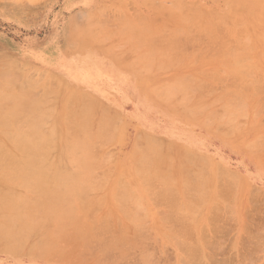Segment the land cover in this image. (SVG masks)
I'll return each instance as SVG.
<instances>
[{
  "label": "rangeland",
  "instance_id": "obj_1",
  "mask_svg": "<svg viewBox=\"0 0 264 264\" xmlns=\"http://www.w3.org/2000/svg\"><path fill=\"white\" fill-rule=\"evenodd\" d=\"M83 1L87 0H0V65L10 61L5 64L8 70L5 65L3 72L0 68V76L13 71L17 84L27 78L31 83L40 82L34 87V95L38 97L46 94L43 91L61 97L72 91L89 93L112 109H107L108 112L116 113L117 130L114 127V131L93 145L91 181L102 188L103 197L104 189L117 184V190L108 199L119 210L108 213L103 205L93 204L81 215L85 224L78 231L70 228L67 236L63 233L67 241L62 238L58 248L45 256H32L25 251L13 253L0 243V264H264V0H88V4ZM231 7L232 11H228ZM164 8L167 13L176 8L190 19L178 21V15L162 14ZM224 13L235 19L234 29L228 27L231 21L227 24L221 17V21L214 19ZM201 16L208 17V24L202 25ZM94 25L101 29L94 28L99 31L95 34L99 33L101 48L96 47V36L93 42L85 37L83 45L87 49L74 53L80 65L78 74L64 73V67L56 65V59L71 53L78 46L77 38L81 39L88 28L91 35L90 28ZM78 32L83 35L76 37ZM237 39L243 44L244 59L239 63L235 62V55H220L224 49L236 46ZM142 45L145 46L140 50ZM102 46L114 47L113 53L123 52L122 56L116 54L119 57L116 60L123 62L125 58L127 62H114L111 51L106 52ZM151 46L157 50L172 48L171 54L175 52L179 57L178 63H169L158 73L154 67L147 71L146 65L136 60L137 65L147 69L145 72L141 66L132 67L134 63L128 65L132 63L131 57L141 61L144 53L152 52ZM34 57H42L46 64ZM97 66L102 69L96 70ZM11 73L4 77L11 78ZM179 76L187 82L181 83ZM151 80H155L151 85L156 93L171 94L179 107L168 108L160 102L149 107L146 101H141L139 97L148 94L158 97L153 91L148 92ZM189 82L199 89L181 91L180 85ZM200 93L207 96V101L215 99L209 107L212 115L200 118L208 120L214 130L195 123L182 107V98L196 104L191 98ZM61 109L59 104L56 111ZM227 109H235L236 114L230 116ZM115 115L112 114V119ZM253 127L259 131L250 132ZM144 134L161 141L173 140L204 156L194 163L198 172H192L189 181L201 185L209 168L210 174H218L215 190L220 197L217 195L213 207L204 206L203 194L191 189L180 201L190 203V211L182 207L177 213L171 207L176 194L165 193L160 184L151 185L145 195L132 194L146 197L139 207L132 198L124 202L118 192L126 175L120 176L118 168L131 156L134 146L139 144L138 148H142ZM236 199L239 200L232 203ZM122 203L135 213L136 219L143 220L139 228L128 230L124 236L119 235L125 231L119 205ZM201 208L205 209L204 216ZM198 216L204 220L196 226Z\"/></svg>",
  "mask_w": 264,
  "mask_h": 264
},
{
  "label": "bare ground",
  "instance_id": "obj_2",
  "mask_svg": "<svg viewBox=\"0 0 264 264\" xmlns=\"http://www.w3.org/2000/svg\"><path fill=\"white\" fill-rule=\"evenodd\" d=\"M87 1H83V3L88 4ZM239 2H241V0ZM100 8L102 10V7H99V9ZM232 8L233 7H231L228 11H232ZM175 9L176 8H170L169 10L168 8L169 11L166 9L168 11L167 13L166 11L164 12V8L162 14L166 13L178 15V21H187L190 19L189 15H183V11H180L181 13H179V11ZM198 13L200 14L201 11ZM157 14H160V12ZM157 14L155 13V15ZM192 16L193 18L195 17V15ZM216 16L217 17L214 16V19L216 18L217 20L218 18L221 21L222 18L223 20L228 21L227 24L231 21V26L228 27H232V22L235 20L234 18V20L232 18L230 19L232 16L227 15V13H224L221 16ZM226 17L229 18V20ZM206 18L208 17L204 16L201 18V20L203 19L204 21H202V25H205V22L208 24V19ZM84 23H82L83 29ZM88 23L86 22L87 25ZM95 25L92 27L93 30L96 27ZM92 28H90L91 35L89 33V28L88 30H85V35L80 34V32H78L79 34H75L76 37H78V35H83L81 39L77 38L78 46L74 48L71 53H64L60 59H56V65L58 64V66L64 67V73L78 74L77 72L78 69H80V65L77 63L79 60H77L74 53L78 50L81 51L82 48H86L83 45L84 42H86V38L89 39L88 41H90L91 38L93 42V39L99 34H95V32H99L95 30L101 31V29H97L96 27L93 32ZM232 28L234 29L235 27ZM82 33L84 32L82 31ZM92 35L93 38L91 37ZM98 38L99 37L94 39L96 47L99 44L101 45ZM237 40L238 44L236 46L226 49L223 48V54L221 53L220 55H235V62L239 63L244 59L243 52L241 51L243 44L239 39ZM96 41H98V43ZM134 44H136V42ZM81 45H83V47H80ZM144 46H139L140 50ZM111 48L112 47L110 46V49L105 48V50L103 47L106 52L107 50L111 51ZM154 48L152 49V52H147L149 50L148 46V50L145 51L149 57H147L144 53L145 58H148V62H145L143 55L141 58L144 59H142L144 63L142 60L139 61L138 57L137 59L134 58V60L131 57L132 63L131 61L130 63L128 62V65H132L134 63L135 65L133 64L134 66L132 65V67L137 68L136 66L139 65L136 63L142 62L141 64H144V66L146 65L145 67L148 69L147 70L145 67L140 65L144 69V71L142 69L143 72L146 70L150 71L149 68L151 69L154 67L152 69H155L156 72H154L158 73L160 69L165 68V66L169 63L173 65L178 63L179 57L174 55L175 52H172L173 55L171 54L172 48H166L164 50H157V48H155V50ZM113 49L114 47L112 48V51ZM112 51L110 53L115 57L114 58L112 55L114 62H120L121 60L116 59L119 58L118 56H122L123 52L119 54L114 51V54ZM142 52L141 55L143 54ZM139 54L137 56H139ZM34 58L43 64H46V60L42 57ZM221 58L225 59L228 57ZM135 60L137 62H135ZM9 62L5 61V64H9ZM126 62L127 60L124 58L123 62L120 63L125 64ZM146 63H148V65ZM2 66L0 65L1 69H4L5 67V69L8 70L6 65L4 67ZM9 66L10 65L7 67ZM15 66H19V63ZM14 69L11 67V70ZM101 69V66H97L96 70L100 71ZM9 73H11V71ZM9 73L6 72L8 75ZM12 73V77L10 76L11 78H5V73H1V76L3 77L0 76V243L3 244L6 250L12 251L13 253L25 251V253L32 256H45L50 253H48V251H53L58 248V242L61 241L62 238L65 239L64 241L62 240L63 242L67 241V238L64 237L65 234L63 235V233H66L65 236H67L68 233L66 231H69L70 228L78 231L85 224L81 219V215L93 204L103 205L105 211L108 213H113L116 210H119L118 205L112 203L108 199L112 197V194L117 190V184L114 183L104 189L103 197L100 195L102 188L96 187L91 181L93 166L91 152L93 145L97 140L107 136L110 131H114L115 129L117 130L119 126L116 125V121L119 122V117H116V113L114 114L111 112L115 115L113 116L114 119H112V114L108 112L112 109L109 106H104V104L99 103L100 99L96 97L98 99L97 102L94 99L95 96L92 95L91 97L87 92H82L84 94L87 93L83 95L79 94L81 91L75 90L76 93L72 91L67 96L61 97V94L58 95L56 92L55 93L57 95L52 96L49 92L43 91V93H46L44 94L45 96L39 95L38 97L34 95L36 94L34 93V89L40 82L35 83L36 80H33V83H31L27 78L24 79L22 83L19 82L20 84H17V80L14 78V73ZM17 74L20 76L19 72H16V75ZM21 75L23 77V73H21ZM16 78L18 79V77ZM178 78L181 83L187 82L184 77L179 76ZM154 82L155 80L149 81V93L152 91L156 93V89L151 85V83ZM180 87V90L183 92L188 91V89H199L196 84L191 82H189L186 86L180 85ZM50 93L52 92L50 91ZM156 94L158 97L153 94L140 97L137 95V97H139L143 102L146 101L149 107L153 106L157 102H160L162 105L172 109L174 107H179L175 98L170 96L171 94H159L158 92ZM206 99L207 96L204 93H200V95L194 94L191 100H195L197 103L191 104L189 99L182 98V107L184 111H186V115L191 119L193 118L195 123H202V126H206L207 129L209 128L214 130V128L210 126L208 120H200L203 116L209 117L212 115L211 111L213 110L209 107L211 106V102L215 99L208 98V101ZM59 104L62 106L61 112L56 111ZM113 111L115 112V110ZM226 112L230 116L236 114L235 109H227ZM55 113L57 115H55ZM114 121L117 128L114 126ZM95 122L96 126L94 127ZM258 129V127H253L250 132L257 131ZM224 133H226V137H228V131L225 130ZM256 135L259 136L260 134L258 133ZM156 138L145 135L143 137V144L145 147L143 144L141 146L142 148H138V146H140L139 144L138 146H134V150L136 151L134 152L133 150L134 153L131 151V156L124 159L123 163L118 168L120 176L126 175V180L124 184L121 185V189L118 192L122 195L124 202L126 203L132 198L139 207L142 200L146 197H132V194L139 193L141 195H145L148 193L151 185L160 184V187L165 193L170 194L169 192L171 191L174 192V195L176 194L175 197L173 196L174 202L171 201L173 202L171 207H173L177 213L182 207L185 211H190L192 205L188 202L186 203V201H183L182 204L180 201L181 198L186 197L185 194L191 189L203 194L205 201L203 203L204 206L209 204V209L213 207L218 200V196L220 197L215 190L216 179L219 178L217 177L218 174H216V176L212 173L210 174V168L208 167V169L206 166L209 173L204 177V181L201 185H192V182L189 181L190 174L192 172H198V167L195 166L194 163L203 159L204 156H198L190 149H186L187 146L182 144L177 145L173 140L161 141L159 138V140ZM250 144L252 145V143ZM135 147H137V149ZM235 198L237 197L232 199ZM222 199L223 198H221L220 201H222ZM237 200L239 199L233 200L232 203L237 202ZM119 205L123 211L122 226L125 230L124 232L119 233V235L121 234V236H124L128 230L132 231L139 228L140 226L138 225L139 223H142L143 220L140 218L136 219L135 213L126 207L125 204L122 203ZM204 211L205 209L201 208L202 216H204ZM203 220L204 217H196V226L201 225V221ZM88 224L87 220V226ZM155 224L158 225L159 222L157 221ZM58 238H60V240H58ZM116 238H118V235Z\"/></svg>",
  "mask_w": 264,
  "mask_h": 264
}]
</instances>
